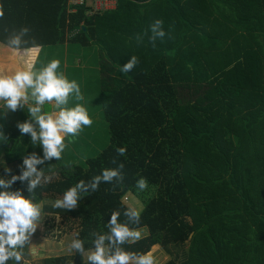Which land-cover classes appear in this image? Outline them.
<instances>
[{
  "label": "trees",
  "instance_id": "16d2710c",
  "mask_svg": "<svg viewBox=\"0 0 264 264\" xmlns=\"http://www.w3.org/2000/svg\"><path fill=\"white\" fill-rule=\"evenodd\" d=\"M114 1L112 10L94 11L85 0L72 11L68 0H0L1 73L26 69L49 46L95 47L98 56L108 143L83 164L60 166L58 179L36 189V202L122 163V186L101 183L74 210L45 207L79 221L86 250L90 233L107 231L111 212L126 220L123 200L143 177L154 192L140 224L130 226L146 234L126 250L159 246L171 257L165 264H264V0ZM156 19L172 38L137 43ZM22 27L30 32L19 51H30L4 59L7 38ZM131 56L138 65L120 72ZM22 171L2 170L0 178ZM27 185L17 180L11 190L28 196ZM53 229L46 222L45 236ZM44 264L85 260L73 253Z\"/></svg>",
  "mask_w": 264,
  "mask_h": 264
},
{
  "label": "clouds",
  "instance_id": "9594fccd",
  "mask_svg": "<svg viewBox=\"0 0 264 264\" xmlns=\"http://www.w3.org/2000/svg\"><path fill=\"white\" fill-rule=\"evenodd\" d=\"M4 11L0 7V18ZM163 20L156 19L143 34H137V43L148 38L153 47L156 41L163 42L167 36L171 39V29L166 32ZM30 32L28 27H22L18 32H13L6 40V46L14 51H19L23 45L28 44L24 39ZM34 47H39L35 45ZM29 49H25L28 51ZM139 63L136 56L120 67V72L129 73ZM60 61L53 59L45 65L37 68L29 63L26 69L17 70L11 75L0 74V107L15 112L18 107L26 108L28 119L18 123L17 128L21 135H29L33 147L42 146L43 157L35 152L23 158L24 170L21 175L12 176L11 179L0 178V264H23L25 260V248L31 243V237L35 233L42 217L43 204L36 202V189L51 182L55 176L52 168L38 170L37 165L63 159V153L70 143H74L80 133L86 127L94 123L88 109L84 106L85 96L76 80H69L63 72H59ZM70 99L76 103L69 107ZM52 105V110L45 111V105ZM37 125L39 130H37ZM6 139L0 133V140ZM67 141V142H66ZM126 147L116 149L118 155L126 154ZM113 163H116L113 160ZM123 164L115 168H104L99 175L85 182L78 181L63 192L62 197L51 202L54 209L74 210L78 207L82 195L99 190L101 183L113 184L114 187L122 186L124 179ZM6 171H10L6 169ZM30 178V179H29ZM17 180H28L25 196L21 190L12 191L11 187ZM115 182V183H114ZM149 187L145 178L136 181L138 191H145ZM119 211L111 212L110 219L105 224L106 232H92L93 237L86 250L84 239L75 238L67 245L69 253H79L85 259V264H157L152 251L138 253L126 250L123 246L135 244L143 239V233L139 228L130 225H139L141 211L136 207H127L123 215L124 222L120 221ZM35 255V251H32Z\"/></svg>",
  "mask_w": 264,
  "mask_h": 264
},
{
  "label": "rangeland",
  "instance_id": "374dc122",
  "mask_svg": "<svg viewBox=\"0 0 264 264\" xmlns=\"http://www.w3.org/2000/svg\"><path fill=\"white\" fill-rule=\"evenodd\" d=\"M53 59L60 61L59 72H63L69 80H76L79 83L85 96V101L81 103H84V106L88 109L94 123L91 127L84 128L76 141L68 145L61 161H56L53 158L51 162L46 161L44 164L37 165V169L45 170L46 175L49 174L48 168L54 170L56 174L51 181L59 178L60 173L57 169L61 170L60 166L64 164H83L85 160L95 157L108 143L107 125L102 114L96 48H83L75 44L44 47L39 51L35 66L39 68ZM6 70L7 68L4 69L5 74L1 72L0 74L11 75ZM75 103L74 100L70 99L69 107L74 106ZM44 110H52V105L46 104ZM27 119L26 108L18 107L15 112L10 109L6 110L3 107L0 108V133L6 138L0 140V171L6 169L24 170L23 164H18L17 160H23L25 156L30 155L32 152H35L39 157H43L42 146L33 147L30 143V136L27 134L22 136L17 128L18 123H23ZM5 145L13 146L9 155H4ZM7 160L13 161L8 163ZM153 192L154 189L149 186L145 191L137 190L135 196L128 195L123 201L128 202L129 207H136L142 211L144 202L152 196ZM52 201L54 200L49 198L39 201L43 204V213L41 221L31 237V243L25 248L24 264H44L47 258L73 254L68 252L67 245L75 238L79 230V221L72 216H61L45 210L46 206H51ZM46 222L50 226L53 224L54 229L51 235L45 236ZM140 230L143 235L146 234L145 228ZM33 250L35 255L32 254ZM152 252L156 257L157 264H165L171 259L159 246L153 247ZM85 259L83 258V260Z\"/></svg>",
  "mask_w": 264,
  "mask_h": 264
},
{
  "label": "built area",
  "instance_id": "2783aa9c",
  "mask_svg": "<svg viewBox=\"0 0 264 264\" xmlns=\"http://www.w3.org/2000/svg\"><path fill=\"white\" fill-rule=\"evenodd\" d=\"M89 1V0H88ZM94 11H104L107 10L111 3H115L114 0H90ZM69 6H71L72 11L76 10V6H81L85 4V0H68Z\"/></svg>",
  "mask_w": 264,
  "mask_h": 264
},
{
  "label": "crops",
  "instance_id": "0c3cea01",
  "mask_svg": "<svg viewBox=\"0 0 264 264\" xmlns=\"http://www.w3.org/2000/svg\"><path fill=\"white\" fill-rule=\"evenodd\" d=\"M116 7V3H111L110 5H109V7H108V9L107 10H112V9H114ZM3 51V49H2V47L0 46V52H2ZM30 51V50H29ZM40 51V50H39ZM39 51L37 52L36 51V57L34 58V62H32L34 65H35V60L37 59V57H38V54H39ZM9 53L8 54H10V55H8V56H6L4 59H10V61L11 60H16V58L13 56H11V54H16V52H18V53H26V51H14V50H9L8 51ZM1 62H4V60H0ZM2 104V103H1ZM0 108H2V107H0Z\"/></svg>",
  "mask_w": 264,
  "mask_h": 264
},
{
  "label": "water",
  "instance_id": "95a60500",
  "mask_svg": "<svg viewBox=\"0 0 264 264\" xmlns=\"http://www.w3.org/2000/svg\"><path fill=\"white\" fill-rule=\"evenodd\" d=\"M37 129L39 130V126L37 125Z\"/></svg>",
  "mask_w": 264,
  "mask_h": 264
}]
</instances>
